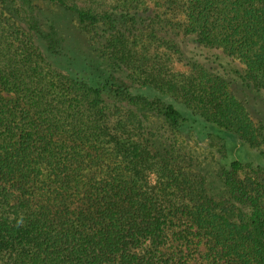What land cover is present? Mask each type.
Masks as SVG:
<instances>
[{"label": "trees", "instance_id": "obj_1", "mask_svg": "<svg viewBox=\"0 0 264 264\" xmlns=\"http://www.w3.org/2000/svg\"><path fill=\"white\" fill-rule=\"evenodd\" d=\"M42 1L76 16L87 52L0 0V264H187L182 219L226 264H264V0H165L172 18L149 0ZM187 123L248 158L224 171L230 207L179 147Z\"/></svg>", "mask_w": 264, "mask_h": 264}, {"label": "rangeland", "instance_id": "obj_2", "mask_svg": "<svg viewBox=\"0 0 264 264\" xmlns=\"http://www.w3.org/2000/svg\"><path fill=\"white\" fill-rule=\"evenodd\" d=\"M150 6L156 8L159 12L167 14L172 18L171 12L167 9L165 0H149ZM154 4V5H153ZM2 8L12 13L18 18L19 23L27 19L28 12H43L45 16H50L55 34L50 39H56L60 42V51L67 48L68 54L72 56L83 55L86 51V40L76 16L52 4L42 0H6L2 4ZM21 10V15L16 10ZM177 20H182L178 14ZM26 27V25H25ZM70 51V53H69ZM165 54L172 56V53L165 48ZM63 53V52H62ZM172 68V67H171ZM177 72H186L181 64H176ZM155 124H160L161 132L165 133L167 127H162V120L158 117L154 119ZM253 122L257 125L258 120L253 117ZM174 132L170 129L166 133ZM176 138L179 147L191 158L192 169L204 184L205 193L216 202L230 207L232 200L229 187L226 185L223 174L224 171L230 169V163L241 159L246 164L248 158L244 154L238 153V143L228 148L224 146V142L214 136H206L199 125L187 123L178 133ZM250 174V168L245 165V170L238 177L244 179ZM171 248L173 250L183 249V256L187 264H226L227 258L225 253L220 254L215 241H210L204 237L202 232L187 221L182 219L177 225L176 231L171 239Z\"/></svg>", "mask_w": 264, "mask_h": 264}]
</instances>
